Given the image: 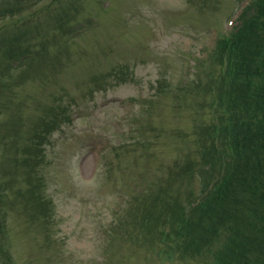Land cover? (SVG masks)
Masks as SVG:
<instances>
[{
  "label": "rangeland",
  "instance_id": "rangeland-1",
  "mask_svg": "<svg viewBox=\"0 0 264 264\" xmlns=\"http://www.w3.org/2000/svg\"><path fill=\"white\" fill-rule=\"evenodd\" d=\"M249 1L208 0L200 8L197 0H0V6L19 10L0 20V42L21 27L36 45L28 59L8 70L4 66L11 60L0 48L5 71L0 120L20 109L24 112L17 115L33 117L44 103L59 106L61 99L73 104L72 122L57 129L46 145V191L53 208L44 224L49 240L36 235L10 204L11 252H0V264H177L142 243L118 236L107 240L105 232L131 187L129 178L136 177L132 186L142 195L160 188L161 174L165 177L175 159L191 150L194 125L210 110L170 97L147 110L152 99L160 100L157 81L165 76L177 87L193 74L200 51L236 25ZM63 10L80 28L69 39L58 22ZM112 68H118V78L111 83ZM9 103L18 109L15 113L6 107ZM142 129L150 135L149 151L132 145L123 151L135 152L137 160L116 156L115 147L131 142ZM3 134L0 126V140ZM20 134L26 139L27 129ZM147 153L153 154L149 162ZM10 155L0 144L1 170ZM199 188L200 183L193 185L196 192Z\"/></svg>",
  "mask_w": 264,
  "mask_h": 264
},
{
  "label": "trees",
  "instance_id": "trees-1",
  "mask_svg": "<svg viewBox=\"0 0 264 264\" xmlns=\"http://www.w3.org/2000/svg\"><path fill=\"white\" fill-rule=\"evenodd\" d=\"M197 1L200 8L207 6L208 0ZM65 11L58 22L69 39L80 28ZM18 12L14 5L0 6V19ZM11 32L9 40L0 42L11 60L4 66L7 70L28 59L30 49L36 47L26 35L28 29L18 27ZM43 49L45 55L47 47ZM207 57L198 58L194 73L184 76L177 87L170 86L165 76L157 81L155 95L160 100L152 99L147 110L168 97L174 103L210 110L194 125L191 150L175 159L165 177L161 174L160 188L142 195L132 186L138 183L136 177L129 178L131 187L113 211L106 239L118 236L142 243L177 264H264V0H250L237 25L220 35ZM115 69L109 70L111 83L118 78ZM165 92L170 95H162ZM72 105L61 99L59 106L44 103L33 117L17 115L24 112L20 109L0 120L4 129L0 144L11 152L4 169L0 167V252H11L10 204L34 226L36 235L49 240L44 224L51 220L53 208L46 191V145L57 129L72 122ZM26 129L24 139L20 131ZM143 130L131 142L119 143L115 151L111 147L115 155L131 162L137 160L135 152L123 150L136 145L148 152L151 139ZM147 154L149 162L153 154ZM198 183L196 192L193 185Z\"/></svg>",
  "mask_w": 264,
  "mask_h": 264
}]
</instances>
